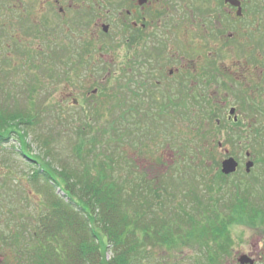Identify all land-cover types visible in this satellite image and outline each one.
Returning <instances> with one entry per match:
<instances>
[{"label": "rangeland", "instance_id": "1", "mask_svg": "<svg viewBox=\"0 0 264 264\" xmlns=\"http://www.w3.org/2000/svg\"><path fill=\"white\" fill-rule=\"evenodd\" d=\"M3 5V0H0V22L1 15L6 14ZM29 5L31 6L30 3ZM23 8L26 9L25 5ZM17 14L20 13L14 12V15ZM26 15H33L32 18L36 20L38 9L33 8L32 11L31 7H27ZM6 21H11L14 27L8 29L10 33L15 31L16 25L22 26L20 33L27 31L21 34L20 39L24 46L28 45L30 41L26 40V34L32 33L34 23L23 18L19 22L12 18ZM36 42L37 44L31 42L34 48L41 49L42 52L49 50L45 49L46 40ZM259 45L264 46L263 38ZM36 49L32 51H37ZM237 53L224 56L218 69L226 79L221 81L220 86L207 87V100L203 102L201 99H194L191 94L176 109L173 107L174 102L169 103L163 97V120L153 121V118H113V109L106 107L112 106L110 101L120 95L119 90L116 91V96H108L106 101H102L103 109L106 110H103V117L97 118L86 105L74 101L77 98L75 95L69 96L67 86L61 79L63 71L56 68L50 78L45 68L36 69L39 67L38 60L44 59L43 56L51 58L52 55L25 52L17 56L10 53L6 54L9 55L10 62L2 66L3 52L0 50V85L4 86L0 89V104L2 105L5 99L9 100L8 105L17 104L26 108L29 118L35 116L29 125H20L19 122L10 127L24 137L25 146L20 144L15 134L0 142V259L3 264L17 262L14 258V247L8 245L4 240L5 236L23 228H31L34 231L37 217L49 209L53 197V194L45 193L40 181L36 179V183L33 182V171L40 168L43 162H49L58 170H63L64 167L68 172L77 167L81 169L80 167L87 164V159L94 160L95 165L100 162L109 164L108 161L112 159L110 153L114 152L113 147L118 144L108 143L103 147L106 141L115 138L112 133L116 129L122 131L128 128V132H132L129 142L121 145L120 151L133 157L134 161L130 163V169L117 167L115 163L117 172H136L123 177L133 181V184H140V180L145 179L137 176L139 173L147 169L151 172L156 170L153 178L149 180L163 186V206L170 207L163 208V217L169 219L171 216H178L174 212L177 211L182 218H187L184 215L186 213L198 219L203 210L220 208L222 203L231 198L229 195L242 192L245 183L251 187L250 194L246 195L249 204H254V208L258 206L263 212L264 135L257 137L252 132L262 126L261 119L264 117V70L261 75L258 68L243 67L244 56L241 58ZM205 55L197 53L196 57ZM47 58L44 60L47 61ZM223 67L227 70H223ZM260 80L263 96L256 92ZM33 86L36 87L35 94L27 95L28 87ZM92 88L93 85L87 90ZM201 88L202 86L199 87L200 92ZM260 99L263 101V110L261 114L257 113V119L254 108L250 111L249 107H253ZM175 100L173 98V101ZM231 108L236 109L238 119L242 121L238 126H234L227 119ZM257 120L258 123H254ZM134 123L138 129H143L146 140L141 132L136 131ZM137 123L140 124L139 127ZM79 139L85 143V152L77 155L74 144H78ZM120 139L123 141L124 136ZM218 143L239 163L236 174L229 177L221 174L220 163L225 155L223 150L217 148ZM90 148H93V152L89 155L86 151ZM246 151L254 162L251 172L247 175L244 172ZM114 154V161L119 162L116 152ZM26 157L36 163L26 160ZM159 160L163 162V166L157 165ZM54 194L63 195L59 188L55 189ZM182 228L189 229L183 224ZM189 231L190 229L187 232ZM96 233L105 264L112 258L113 253L110 247L107 248L104 236L99 231ZM189 235L191 237L187 239L186 244L178 245L177 242L173 249L155 245L143 250L135 264H208L202 253L205 241L200 244L201 239L198 242L192 238L193 234ZM229 238L232 240L229 254L222 258L224 261L220 260V264H239L240 256L246 254H251L249 257L254 264H264V224L255 227L238 222L231 227Z\"/></svg>", "mask_w": 264, "mask_h": 264}, {"label": "flooded vegetation", "instance_id": "2", "mask_svg": "<svg viewBox=\"0 0 264 264\" xmlns=\"http://www.w3.org/2000/svg\"><path fill=\"white\" fill-rule=\"evenodd\" d=\"M3 3L6 14L1 15L0 22L1 65H8L6 54L10 53L52 55L43 56L47 61L38 60L36 69L63 71L61 79L69 96L75 95L78 99L74 101L86 105L97 118L103 117V110L112 108L113 118L163 119V97L169 103L174 102L176 109L191 94L204 102L207 87L220 86L225 81L218 66L225 55L233 52L244 56L243 67L253 66L263 75L264 46L259 44L264 39V0H3ZM27 7L32 11L38 9L36 20L33 15H26ZM11 18L15 22L23 18L34 23L32 33L26 34V40L30 41L27 47L20 39L22 33H27L19 32L22 26L16 25L12 33L8 31L14 28L11 21H6ZM43 40L47 43L45 49H49L46 52L32 46L31 42ZM197 53L206 55L196 57ZM49 77L52 78L51 74ZM261 83L260 80L256 92L263 96ZM91 85L94 88L88 91ZM118 90L120 95L110 101L112 106L103 109L102 101L116 96ZM252 108L258 119L263 101H256L250 111ZM234 114L227 119L238 126L242 121L236 111ZM218 147L224 151L222 145ZM157 165L163 166V162L159 160Z\"/></svg>", "mask_w": 264, "mask_h": 264}, {"label": "trees", "instance_id": "3", "mask_svg": "<svg viewBox=\"0 0 264 264\" xmlns=\"http://www.w3.org/2000/svg\"><path fill=\"white\" fill-rule=\"evenodd\" d=\"M48 72L54 74L55 71ZM3 88L0 85V89ZM35 89V86L28 87L27 95L35 94ZM8 101L5 99L0 104V142L15 134L20 144L25 146L24 137L10 127L19 122L20 125H29L35 116L29 118L26 108L17 104L8 105ZM263 119L262 127L252 132L257 137L264 135ZM137 125L140 126L139 123ZM133 126L136 131L146 135L143 129H138L135 124ZM131 134L128 128L113 130L115 138H110L103 147L108 143L118 144L110 153L112 159L108 161L109 164L100 162L95 165L94 160L87 159V164L81 169L77 167L68 172L64 167L58 170L49 162H43L40 168L33 171V182L36 183V179L40 181L45 193L53 194V197L49 209L37 217L34 231L19 228L21 230L5 236L8 245L14 247L16 264H104L96 231L104 236L107 248L110 247L113 253L105 264H135L143 250L155 245L173 249L177 242L178 245L186 244L191 237L189 234H193L192 238L198 242L201 239L200 244L205 241L201 246L208 264H220V260L224 261L222 258L229 254L232 244L229 234L234 224L241 222L255 227L264 224V211L249 204L247 196L251 187L247 183L242 192L229 195L231 198L220 208H207L200 217L197 214L198 219L186 213L187 218H182L177 211L174 212L178 216L169 219L163 217V208L170 207L163 206V186L149 180L156 170L151 172L147 169L136 174L145 181L133 184L123 176L136 172H117L115 168V163L123 169L132 167L130 163L134 162L133 157L120 151L129 142ZM122 136L123 141L120 139ZM75 145L77 155L82 154L84 141L79 139ZM86 152L90 155L93 148ZM115 152L119 162L114 161ZM58 188L62 196L54 194ZM182 224L190 231L182 228Z\"/></svg>", "mask_w": 264, "mask_h": 264}, {"label": "water", "instance_id": "4", "mask_svg": "<svg viewBox=\"0 0 264 264\" xmlns=\"http://www.w3.org/2000/svg\"><path fill=\"white\" fill-rule=\"evenodd\" d=\"M233 113H234V109H231L230 115H232ZM246 156L249 157V153H247ZM252 167H253V163L251 161H248L245 164V172L248 174ZM237 168H238V163L232 157L223 160L221 163V173L226 176L234 174L237 171ZM238 263L254 264V261L251 260L248 256L243 255L240 256V258L238 259Z\"/></svg>", "mask_w": 264, "mask_h": 264}]
</instances>
